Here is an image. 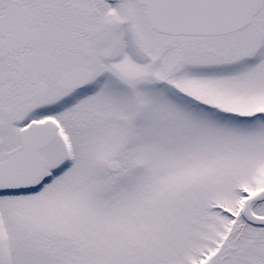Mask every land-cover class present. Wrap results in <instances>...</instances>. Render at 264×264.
<instances>
[{"label": "snow or ice", "instance_id": "1", "mask_svg": "<svg viewBox=\"0 0 264 264\" xmlns=\"http://www.w3.org/2000/svg\"><path fill=\"white\" fill-rule=\"evenodd\" d=\"M0 264H264V0H0Z\"/></svg>", "mask_w": 264, "mask_h": 264}]
</instances>
